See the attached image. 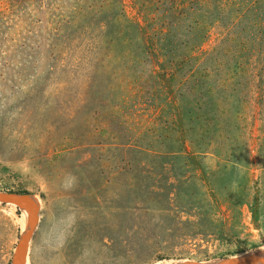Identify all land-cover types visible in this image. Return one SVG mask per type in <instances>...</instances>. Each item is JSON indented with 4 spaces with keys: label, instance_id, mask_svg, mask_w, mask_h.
<instances>
[{
    "label": "rangeland",
    "instance_id": "374dc122",
    "mask_svg": "<svg viewBox=\"0 0 264 264\" xmlns=\"http://www.w3.org/2000/svg\"><path fill=\"white\" fill-rule=\"evenodd\" d=\"M263 152L264 0H0V190L40 200L32 264L264 248ZM22 211L0 203V264Z\"/></svg>",
    "mask_w": 264,
    "mask_h": 264
},
{
    "label": "water",
    "instance_id": "95a60500",
    "mask_svg": "<svg viewBox=\"0 0 264 264\" xmlns=\"http://www.w3.org/2000/svg\"><path fill=\"white\" fill-rule=\"evenodd\" d=\"M0 203L18 206L27 212L26 227L20 233L11 264H28L31 241L39 224L40 200L30 192L0 190ZM172 264H264V248L210 261L186 260Z\"/></svg>",
    "mask_w": 264,
    "mask_h": 264
},
{
    "label": "bare ground",
    "instance_id": "6f19581e",
    "mask_svg": "<svg viewBox=\"0 0 264 264\" xmlns=\"http://www.w3.org/2000/svg\"><path fill=\"white\" fill-rule=\"evenodd\" d=\"M125 77V76H124ZM118 83V82H117ZM251 124V123H250ZM264 153V152H263ZM247 177V176H246ZM229 189V188H228ZM241 189V188H240ZM241 191H243V190H241ZM226 193V192H225ZM240 193V192H239ZM239 196V195H238ZM242 197V196H241ZM232 199V198H231ZM233 200H235V199H233ZM236 201V200H235ZM246 211V210H245ZM244 212V211H243ZM26 217H27V212H26V210L25 209H23V211H22V218H21V222H22V227H23V230L25 229V227H26V222H27V220H26ZM28 264H32L31 263V261H29L28 262Z\"/></svg>",
    "mask_w": 264,
    "mask_h": 264
},
{
    "label": "trees",
    "instance_id": "16d2710c",
    "mask_svg": "<svg viewBox=\"0 0 264 264\" xmlns=\"http://www.w3.org/2000/svg\"><path fill=\"white\" fill-rule=\"evenodd\" d=\"M22 192H28V191L23 190Z\"/></svg>",
    "mask_w": 264,
    "mask_h": 264
}]
</instances>
